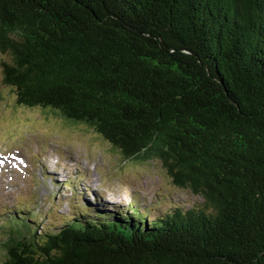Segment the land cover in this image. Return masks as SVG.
<instances>
[{"label":"trees","instance_id":"obj_1","mask_svg":"<svg viewBox=\"0 0 264 264\" xmlns=\"http://www.w3.org/2000/svg\"><path fill=\"white\" fill-rule=\"evenodd\" d=\"M16 106L201 197L153 220H21L0 264H264V0H0Z\"/></svg>","mask_w":264,"mask_h":264},{"label":"rangeland","instance_id":"obj_2","mask_svg":"<svg viewBox=\"0 0 264 264\" xmlns=\"http://www.w3.org/2000/svg\"><path fill=\"white\" fill-rule=\"evenodd\" d=\"M5 59L6 56L0 53V151L13 144L12 137L14 136L7 138L8 135L5 134L9 128L10 131H14L15 128L29 129L33 133L27 132V135L33 138L52 139L55 144L65 148L68 152L70 151L74 159L80 161L82 169L88 167L89 172L87 173L90 174V181L93 182L91 188L105 187L113 191L114 196L118 195L121 199V196L128 198L129 186L140 202L139 207L141 209L147 208L153 217L163 215L176 206L184 205L186 207L199 203L201 197L192 194L187 188L171 183L158 161L146 163H134L129 159L121 161L116 151L87 126L83 124L71 125L61 116L45 114L44 111L37 108L29 110L16 106L13 89L4 84L2 80L1 67L2 61ZM19 152L25 155L23 149ZM26 160L29 164L30 173L28 176L25 175L23 181H11L10 186H8L0 180V208L12 203L22 205L27 201H32L35 203V208L41 212L38 220L43 217L45 224L53 226L55 222L52 221L51 211L47 215L44 213L48 208L44 194L52 195L54 191L50 186L44 189L40 188V184L34 177L33 171L35 170L34 166L32 167L34 161L28 154ZM112 175H115L116 179H121L123 176L122 179L128 185L124 186L117 183L111 185L110 181L115 180ZM96 178H99L100 181H95ZM72 189H74L73 185ZM60 210L66 211L67 208L62 206ZM153 217H150L149 220H152ZM42 226L40 224L38 227L42 228Z\"/></svg>","mask_w":264,"mask_h":264}]
</instances>
